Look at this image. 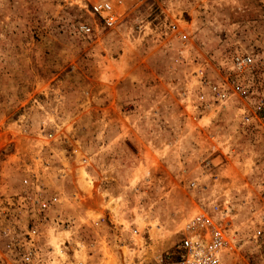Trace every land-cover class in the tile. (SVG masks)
<instances>
[{
    "label": "rangeland",
    "instance_id": "1",
    "mask_svg": "<svg viewBox=\"0 0 264 264\" xmlns=\"http://www.w3.org/2000/svg\"><path fill=\"white\" fill-rule=\"evenodd\" d=\"M101 1L0 0V233L155 264L228 206L227 263L264 264V0H106L111 27Z\"/></svg>",
    "mask_w": 264,
    "mask_h": 264
},
{
    "label": "built area",
    "instance_id": "2",
    "mask_svg": "<svg viewBox=\"0 0 264 264\" xmlns=\"http://www.w3.org/2000/svg\"><path fill=\"white\" fill-rule=\"evenodd\" d=\"M91 13L103 18L109 27L114 26L117 21L106 0L93 5ZM81 30L88 33L91 28L81 26ZM233 61L237 66L245 64L242 55H235ZM234 93L239 98L247 99L249 96L248 90L241 85L237 86ZM216 99L219 102L229 100L228 91L219 92ZM247 121H249L248 118ZM192 186L196 184L192 183ZM220 214L219 220L223 221L230 215V209L228 208L227 211L224 208ZM220 221L205 211L197 212L187 222L185 228L178 233V242L171 250L160 253L155 258V264H228L227 258L233 253L234 245L230 238V230L227 227L224 228ZM0 236L5 240L4 250L6 252V257L0 260L1 264H5L6 258L10 259L13 264H48V257L44 256L41 246L36 241L35 233L27 232L21 239L15 229L2 230ZM72 248L69 243H64L60 247L58 264H87L75 255Z\"/></svg>",
    "mask_w": 264,
    "mask_h": 264
},
{
    "label": "crops",
    "instance_id": "3",
    "mask_svg": "<svg viewBox=\"0 0 264 264\" xmlns=\"http://www.w3.org/2000/svg\"><path fill=\"white\" fill-rule=\"evenodd\" d=\"M225 167L226 166H221L217 170L218 177H219V181H220V184L222 186L221 193L224 192L225 188L228 189L230 186H232V181H233V178L228 175L227 168H225ZM235 182H236V187H234V189L237 190L239 188V184H238V182L236 180H235ZM241 186H243V185H241ZM226 194L227 195H225V198L226 199H225L224 203L226 205H228L230 203V201L228 199L229 195H228L227 191H226ZM223 198H224V196H223ZM244 198H245V195L244 194H237V192L236 193H233V202L234 203H239L238 200H241L243 202L244 201ZM225 208L228 211V206L225 207Z\"/></svg>",
    "mask_w": 264,
    "mask_h": 264
},
{
    "label": "bare ground",
    "instance_id": "4",
    "mask_svg": "<svg viewBox=\"0 0 264 264\" xmlns=\"http://www.w3.org/2000/svg\"><path fill=\"white\" fill-rule=\"evenodd\" d=\"M152 252H154V251H152Z\"/></svg>",
    "mask_w": 264,
    "mask_h": 264
}]
</instances>
